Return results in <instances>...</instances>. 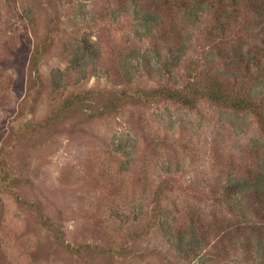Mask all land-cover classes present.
I'll return each mask as SVG.
<instances>
[{
	"label": "rangeland",
	"instance_id": "374dc122",
	"mask_svg": "<svg viewBox=\"0 0 264 264\" xmlns=\"http://www.w3.org/2000/svg\"><path fill=\"white\" fill-rule=\"evenodd\" d=\"M133 11L124 0H0V264L259 263L243 234L264 225V204L229 190L261 164L257 121L206 101L191 110L135 96L169 75L166 45L158 57ZM241 37L232 48L258 53ZM85 40L99 55L70 64ZM199 55L191 43L174 71L182 84Z\"/></svg>",
	"mask_w": 264,
	"mask_h": 264
},
{
	"label": "trees",
	"instance_id": "16d2710c",
	"mask_svg": "<svg viewBox=\"0 0 264 264\" xmlns=\"http://www.w3.org/2000/svg\"><path fill=\"white\" fill-rule=\"evenodd\" d=\"M124 1H129L134 6L135 20L138 19L142 30L151 34V39H155L150 49L152 48L159 57L161 51L157 43L162 42L166 45L167 51L165 66L169 76L166 85L148 91L141 90L135 96L142 102L157 103L164 100L178 103L191 110L196 109L199 102L206 101L223 106L233 113L251 114L255 117L260 130L259 137L254 139L253 143L264 152V0ZM21 18L22 23H33L30 20L31 13L26 10H23ZM193 32L195 36L191 35ZM261 35L262 39L258 42L255 38ZM236 36L245 37L240 38L241 44L245 39L251 38L252 42L256 43L258 53L253 54L251 50L241 49L240 46L232 48L230 41ZM191 43L197 45L200 55L195 59H189V64L184 69L182 84L174 76V71L188 60ZM84 44L77 49L76 58L70 64L82 67L87 53L92 58L99 55V50H95V44L87 40ZM209 46L212 47L210 52L207 50ZM44 49L41 47L32 55L36 68L44 56ZM139 56L150 62L151 58H147L141 52ZM209 57H217L218 61L214 68L206 70ZM60 75V71L54 75L56 86L62 82ZM71 101L72 99L65 100L63 105L65 110L69 108L68 103ZM258 167L247 177L232 178L229 182V190L234 193L237 201L255 199L259 200L261 205L264 204V153ZM261 214L264 222V209ZM191 230L189 251L196 255L202 249L203 242L195 229ZM248 233L257 241L252 249L259 254L258 264H264V225L253 226L243 235ZM184 241L185 237H182L179 241L180 247L184 245Z\"/></svg>",
	"mask_w": 264,
	"mask_h": 264
}]
</instances>
